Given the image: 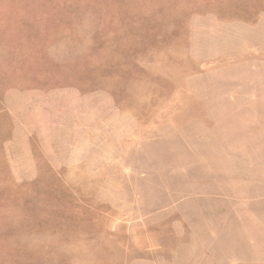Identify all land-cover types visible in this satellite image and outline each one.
Masks as SVG:
<instances>
[{
	"label": "rangeland",
	"instance_id": "obj_1",
	"mask_svg": "<svg viewBox=\"0 0 264 264\" xmlns=\"http://www.w3.org/2000/svg\"><path fill=\"white\" fill-rule=\"evenodd\" d=\"M0 264H264V0H0Z\"/></svg>",
	"mask_w": 264,
	"mask_h": 264
}]
</instances>
